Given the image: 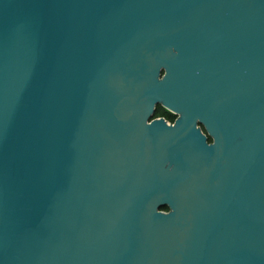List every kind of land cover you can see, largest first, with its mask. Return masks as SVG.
Returning <instances> with one entry per match:
<instances>
[{
  "label": "water",
  "instance_id": "obj_1",
  "mask_svg": "<svg viewBox=\"0 0 264 264\" xmlns=\"http://www.w3.org/2000/svg\"><path fill=\"white\" fill-rule=\"evenodd\" d=\"M0 264H264V0H0Z\"/></svg>",
  "mask_w": 264,
  "mask_h": 264
},
{
  "label": "trees",
  "instance_id": "obj_2",
  "mask_svg": "<svg viewBox=\"0 0 264 264\" xmlns=\"http://www.w3.org/2000/svg\"><path fill=\"white\" fill-rule=\"evenodd\" d=\"M156 111H157V113L154 114V117L163 116L164 118H166L170 122H172L174 120V116H172L168 111H166L161 106H158ZM209 141H211V140H209Z\"/></svg>",
  "mask_w": 264,
  "mask_h": 264
},
{
  "label": "flooded vegetation",
  "instance_id": "obj_3",
  "mask_svg": "<svg viewBox=\"0 0 264 264\" xmlns=\"http://www.w3.org/2000/svg\"><path fill=\"white\" fill-rule=\"evenodd\" d=\"M165 110H166V109H165ZM166 111H168V110H166ZM168 112H169V111H168ZM169 113H170L172 116H174V120H175L176 115L172 114L171 112H169ZM159 117H163V116H159ZM163 118H164V117H163ZM164 119L167 120L166 118H164ZM174 120H173V121H174ZM167 121L170 122L169 120H167ZM173 121H172V122H173ZM209 140H211V139L208 138V141H209Z\"/></svg>",
  "mask_w": 264,
  "mask_h": 264
}]
</instances>
